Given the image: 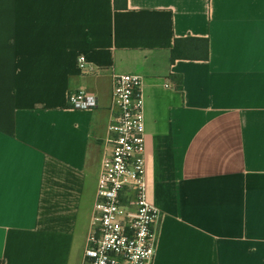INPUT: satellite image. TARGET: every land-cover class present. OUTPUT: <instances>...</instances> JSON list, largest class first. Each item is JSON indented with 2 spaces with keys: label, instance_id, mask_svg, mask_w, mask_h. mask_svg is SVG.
<instances>
[{
  "label": "crops",
  "instance_id": "0c3cea01",
  "mask_svg": "<svg viewBox=\"0 0 264 264\" xmlns=\"http://www.w3.org/2000/svg\"><path fill=\"white\" fill-rule=\"evenodd\" d=\"M189 37L208 60H171ZM113 74L143 78L153 264H264V0H0V264L84 263Z\"/></svg>",
  "mask_w": 264,
  "mask_h": 264
},
{
  "label": "built area",
  "instance_id": "2783aa9c",
  "mask_svg": "<svg viewBox=\"0 0 264 264\" xmlns=\"http://www.w3.org/2000/svg\"><path fill=\"white\" fill-rule=\"evenodd\" d=\"M84 61L79 58V68L92 72ZM69 104L87 110L98 107L99 101L79 89L69 94ZM109 110L83 264H153L160 213L147 195L142 76L112 75Z\"/></svg>",
  "mask_w": 264,
  "mask_h": 264
},
{
  "label": "trees",
  "instance_id": "16d2710c",
  "mask_svg": "<svg viewBox=\"0 0 264 264\" xmlns=\"http://www.w3.org/2000/svg\"><path fill=\"white\" fill-rule=\"evenodd\" d=\"M171 60H203L209 58V41L203 38H183L176 39L173 50L171 51ZM178 84L182 83L181 77H174Z\"/></svg>",
  "mask_w": 264,
  "mask_h": 264
},
{
  "label": "rangeland",
  "instance_id": "374dc122",
  "mask_svg": "<svg viewBox=\"0 0 264 264\" xmlns=\"http://www.w3.org/2000/svg\"><path fill=\"white\" fill-rule=\"evenodd\" d=\"M166 60V57L165 56H162V57H157V58H155L154 60H156V61H162V60Z\"/></svg>",
  "mask_w": 264,
  "mask_h": 264
}]
</instances>
